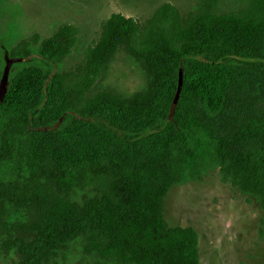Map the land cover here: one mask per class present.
I'll list each match as a JSON object with an SVG mask.
<instances>
[{
  "label": "trees",
  "instance_id": "trees-1",
  "mask_svg": "<svg viewBox=\"0 0 264 264\" xmlns=\"http://www.w3.org/2000/svg\"><path fill=\"white\" fill-rule=\"evenodd\" d=\"M77 37L64 22L5 48L0 81L6 54L19 59L0 99V256L59 264L78 241L92 264H200L197 230L168 224L164 207L173 185L210 168L257 199L264 234V116L231 140L216 125L236 73L264 71V0L113 12L81 59L61 67ZM121 48L144 84L94 90ZM157 139L150 155L144 146Z\"/></svg>",
  "mask_w": 264,
  "mask_h": 264
},
{
  "label": "rangeland",
  "instance_id": "rangeland-1",
  "mask_svg": "<svg viewBox=\"0 0 264 264\" xmlns=\"http://www.w3.org/2000/svg\"><path fill=\"white\" fill-rule=\"evenodd\" d=\"M164 1L186 10L197 0H0V66L4 49L19 39L35 31L42 38L50 35L55 25L72 22L80 33L74 52L60 64L68 68L82 56V49L97 33L100 21L111 12L145 17ZM259 55H264V44ZM144 82L139 64L121 48L93 89L130 94ZM259 116H264V71L239 70L229 90L226 110L217 119V128L231 140L246 121ZM162 145V140H149L144 149L153 155ZM164 215L170 225H192L197 230L200 264H264L259 203L223 181L218 168L208 169L199 179L173 185L166 196ZM65 252L59 264H92L78 241L71 242ZM14 258L15 255L0 256V264H9Z\"/></svg>",
  "mask_w": 264,
  "mask_h": 264
},
{
  "label": "water",
  "instance_id": "water-1",
  "mask_svg": "<svg viewBox=\"0 0 264 264\" xmlns=\"http://www.w3.org/2000/svg\"><path fill=\"white\" fill-rule=\"evenodd\" d=\"M18 59L19 58L6 59V65L4 67L3 76H2V79L0 81V99L2 98V96L6 92V83H7V79H8V73H9L10 65L13 61L18 60Z\"/></svg>",
  "mask_w": 264,
  "mask_h": 264
},
{
  "label": "flooded vegetation",
  "instance_id": "flooded-vegetation-1",
  "mask_svg": "<svg viewBox=\"0 0 264 264\" xmlns=\"http://www.w3.org/2000/svg\"><path fill=\"white\" fill-rule=\"evenodd\" d=\"M114 12V11H113ZM113 12H111V13H113ZM115 12H117V11H115ZM110 13V14H111ZM109 14V15H110ZM62 23H64V22H62ZM62 23H59V24H57V25H55L53 28H51V31H50V34H52L57 28H58V26L60 25V24H62ZM100 24H101V21H100V23H99V28H98V31H97V33L95 34V36H93L91 39H90V42L94 39V38H96L97 36H98V34H99V32H100ZM78 27V26H77ZM36 32H38V31H35V33ZM39 33V32H38ZM79 33H80V31H79V28H78V37H77V41L79 40ZM34 34V33H33ZM75 46H76V44H75ZM74 50H75V47L73 48V50L66 56V57H68L69 55H71L73 52H74ZM83 50H84V48L82 49V51L81 52H83ZM4 51H5V49H4ZM65 57V58H66ZM64 58V59H65ZM6 59H10L9 57H8V54H6ZM81 59V57L77 60V61H79ZM15 61H17V60H15ZM76 61V62H77ZM14 62V61H13ZM13 62L11 63V65L13 64ZM11 65H10V69H11ZM10 69H9V71H10ZM9 74V73H8ZM7 82H8V79H7ZM6 87H7V83H6Z\"/></svg>",
  "mask_w": 264,
  "mask_h": 264
}]
</instances>
